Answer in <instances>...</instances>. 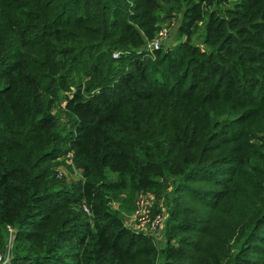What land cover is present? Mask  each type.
Segmentation results:
<instances>
[{
	"label": "trees",
	"instance_id": "obj_1",
	"mask_svg": "<svg viewBox=\"0 0 264 264\" xmlns=\"http://www.w3.org/2000/svg\"><path fill=\"white\" fill-rule=\"evenodd\" d=\"M176 16L179 39L143 49ZM94 55L87 85L82 63ZM142 194L167 200L165 246L112 207L136 210ZM9 256L264 264V0H0Z\"/></svg>",
	"mask_w": 264,
	"mask_h": 264
},
{
	"label": "rangeland",
	"instance_id": "obj_2",
	"mask_svg": "<svg viewBox=\"0 0 264 264\" xmlns=\"http://www.w3.org/2000/svg\"><path fill=\"white\" fill-rule=\"evenodd\" d=\"M180 22H181V16H176L175 18L168 19V21H166V23H164L158 31V37L157 38H158V41L160 42L159 46H155L156 43L155 44L149 43L148 44L149 47L143 48V49L153 51L155 49H159L162 46V44L164 45V47H166V46L168 47V46L172 45L173 43H175L180 37V35H179ZM161 31L163 32V34L160 33ZM150 44H152V45L150 46ZM119 54H120V52H115L114 57L117 58L119 56ZM148 57H149V59H148ZM148 57H145V59L150 64V67L157 65V63L159 61V57L157 55L148 53ZM107 58L108 57H104V59H107ZM95 62H96V58L94 55L91 57V59L89 61L82 63L83 67H86V69H84L82 73H83L84 83L87 85L89 83H91V81L93 80V78H92L93 69H91V67L94 65ZM80 65H81V63L79 62L78 66H80ZM107 65H108V62L105 60L102 63L101 68H106ZM105 71L107 73L109 71V69H105ZM91 73H92V75H91ZM69 176L71 178H73L74 180H78L79 177L81 176V174H80L79 170L72 169L70 171ZM146 198H147V194L144 196L138 197V200H140V202H139L138 208L136 210H130L129 211L124 207V205H122L121 201L114 200V199L112 200L111 204H112V207L114 209H116V211L119 213V215L121 216V218L125 222L126 226H128L132 230H136V231L141 232L143 230V227L147 226L148 219H151L152 216L154 217L155 214L157 215V213L159 212L158 211L159 208L163 209L167 205L166 204L167 200L165 198L163 200L155 198V199L149 200L151 205H149V209H147L145 207L146 206ZM138 210H139V213L137 212ZM86 212H87V209H86ZM155 226L156 225H152V228ZM146 233L154 238L156 244L159 247L165 246V244H166L165 243V237H167L166 236L167 231H166V227L164 226V222L161 224L160 227H158V228L156 227L155 229H149ZM15 234H16V231L14 230V228H12L10 230V243H11V245L14 244ZM11 249H12V247H11ZM11 252H12V250H11ZM9 258H10V256L7 257V259L6 258L1 259L0 264H8V262L10 264L9 260H11V259H9ZM159 261H160V263L162 262L161 258L159 259Z\"/></svg>",
	"mask_w": 264,
	"mask_h": 264
},
{
	"label": "built area",
	"instance_id": "obj_3",
	"mask_svg": "<svg viewBox=\"0 0 264 264\" xmlns=\"http://www.w3.org/2000/svg\"><path fill=\"white\" fill-rule=\"evenodd\" d=\"M163 31V30H162ZM160 32L161 34H163V32ZM150 43H152V44H155V46H159V41H158V38H156L154 41H152V42H150ZM152 44H150V46L152 45ZM144 195H146V194H142V195H140V196H144ZM139 196V197H140ZM152 200V195L151 194H147V198H146V208L147 209H149V205H151V203L149 202V200ZM138 202V204H139V202H140V200H138L137 201ZM138 204H137V208H138ZM87 209V211H89L88 210V208L86 207L85 208V210ZM146 209V210H147ZM151 209V208H150ZM138 213H139V210L137 211ZM152 216V215H151ZM152 220V221H151ZM164 222V220H163V215H157V216H152L151 217V219H148V222H147V226H144L143 227V230L142 231H144V232H147L149 229H155L156 227L158 228V227H160L161 226V224ZM156 223V224H155ZM152 225H156L155 227H153L152 228Z\"/></svg>",
	"mask_w": 264,
	"mask_h": 264
}]
</instances>
